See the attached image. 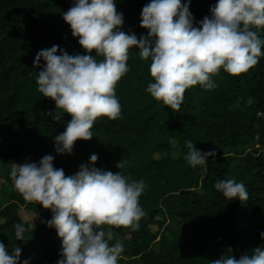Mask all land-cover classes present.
I'll return each instance as SVG.
<instances>
[{
	"label": "trees",
	"instance_id": "obj_1",
	"mask_svg": "<svg viewBox=\"0 0 264 264\" xmlns=\"http://www.w3.org/2000/svg\"><path fill=\"white\" fill-rule=\"evenodd\" d=\"M73 2L0 0V242L9 251L19 246L20 261L55 264L61 258V238L46 223L52 212L25 200L14 187L12 163L38 162L51 154L54 167L71 175L95 153L94 167L121 171L129 180L146 184L138 201L145 212L139 226L106 225L129 243L118 264H209L229 249L238 258L264 246V150L255 147L264 145V55L238 74L221 68L212 77L213 89L189 86L179 109H170L145 90L153 81L151 61L141 59L133 46L128 71L115 85L120 115L114 120L97 117L90 139H77L70 154L57 153L54 136L64 131L71 116L62 113L60 120L53 119L62 109L38 91L35 77L45 61L40 58L34 65L33 60L53 44L58 45L57 54L60 48L70 55L85 53L62 15ZM148 2L115 0L123 14L122 30L138 39L147 35L140 13ZM185 2L198 26L211 15L216 0H181ZM258 35L264 38V26ZM186 140L202 152L215 150V158L208 156L205 165L192 167L185 159ZM120 160L124 166L118 169ZM227 178L244 183L247 200H228L213 187L217 179ZM21 208L36 219L26 239L16 240L14 224H31L22 219Z\"/></svg>",
	"mask_w": 264,
	"mask_h": 264
},
{
	"label": "clouds",
	"instance_id": "obj_2",
	"mask_svg": "<svg viewBox=\"0 0 264 264\" xmlns=\"http://www.w3.org/2000/svg\"><path fill=\"white\" fill-rule=\"evenodd\" d=\"M211 15L193 24L187 2L181 0H149L141 10L140 25L147 35L139 39L122 30L123 14L115 0H74L63 12L73 37L85 50L84 54H68L58 45L40 49L33 64L40 58L45 63L37 72L35 83L42 96L55 102L71 119L64 131L54 136L57 153H71L77 139L93 136L97 117L114 120L121 105L115 95L116 82L128 71L129 49L138 48L141 59H150L149 72L153 81L146 91L170 109H179L186 88L199 84L204 89L216 87L213 75L222 68L230 74L247 71L264 55V38L258 30L264 26V0H216L210 5ZM95 50V55H92ZM97 57H101L97 59ZM185 159L192 166L205 165L206 157L215 158V150L202 152L186 140ZM97 154L89 163L65 175L54 167L53 156L45 154L38 162L12 163L10 177L14 187L27 201H37L52 212L46 222L61 238L60 255L55 264H118L123 250L114 240L111 228L101 225L138 227L145 215L139 197L146 188L143 180H129L121 171L112 172L94 167ZM123 162L117 163L122 168ZM213 187L231 200H247L244 183L234 178L217 179ZM32 224H14L16 240H24ZM264 239V231L260 232ZM21 248L16 244L9 251L0 242V264H17ZM209 264H264V246L251 254L235 258L231 249ZM20 264H29L28 259Z\"/></svg>",
	"mask_w": 264,
	"mask_h": 264
},
{
	"label": "rangeland",
	"instance_id": "obj_3",
	"mask_svg": "<svg viewBox=\"0 0 264 264\" xmlns=\"http://www.w3.org/2000/svg\"><path fill=\"white\" fill-rule=\"evenodd\" d=\"M263 142H264V136H263ZM255 147H260V149H263L264 150V145H259V144H256ZM3 200V197L2 195H0V202ZM20 212V215L22 217V219H24L25 221H28V222H34V220L36 219V214L33 213L32 211L30 210H27L25 208H21L19 210ZM174 223L177 224V220H174ZM103 228L106 229V225H101ZM153 230H155L156 228L153 226L152 227ZM114 238L120 240V242L123 244V246H126L128 247L129 246V243L126 241V239L122 238V237H119L117 235H114Z\"/></svg>",
	"mask_w": 264,
	"mask_h": 264
}]
</instances>
